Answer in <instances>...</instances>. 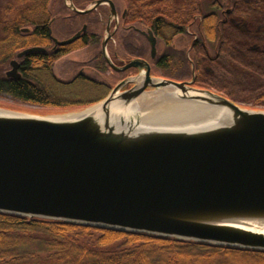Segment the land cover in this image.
Masks as SVG:
<instances>
[{"label": "water", "instance_id": "water-1", "mask_svg": "<svg viewBox=\"0 0 264 264\" xmlns=\"http://www.w3.org/2000/svg\"><path fill=\"white\" fill-rule=\"evenodd\" d=\"M70 1L79 13L108 3L117 16L113 0H96L85 9ZM86 28L56 42H72ZM146 34L154 57L157 36L152 29ZM44 49L29 47L17 56ZM107 60L118 71L134 67L139 73L81 111L40 115L0 107V212L264 250V232L237 225L241 219H264V111L195 86V75L156 76L143 57L122 66ZM12 66L7 74L19 77L16 59ZM151 88L177 89L184 103L203 106L202 111L189 115L187 109L180 115L190 119L156 121L143 130L133 128L138 113L128 120L112 118L115 96L126 107ZM99 103L102 118L82 114ZM205 111L213 112L214 122L189 126L207 118ZM73 113L77 116L64 118Z\"/></svg>", "mask_w": 264, "mask_h": 264}, {"label": "trees", "instance_id": "trees-1", "mask_svg": "<svg viewBox=\"0 0 264 264\" xmlns=\"http://www.w3.org/2000/svg\"><path fill=\"white\" fill-rule=\"evenodd\" d=\"M124 1L128 8L126 21H145L168 48L174 46L178 35L187 33L188 27L197 24L200 38L192 49L196 68L215 69L217 63L231 59L233 77H244L240 72L242 68L248 69L250 76L252 73L264 76V0H230L232 9L230 7L225 20L219 18L216 11L221 7L220 0H211L214 11H209V6L206 8L209 0ZM53 2L55 0H9L0 3V94L60 108L85 107L105 95L100 93L84 99L61 91L59 98H52L44 88L29 81L30 77L12 79L5 74L10 59L19 50L46 41L45 36L34 32L46 30ZM230 19L243 24L244 32L241 33L240 28L235 30V25L230 26ZM30 24L37 25L36 30L24 33L22 27ZM215 42H219V53L211 57L208 45ZM81 44L87 42L79 37L72 42V47ZM166 51L155 62L158 69L174 68L172 54ZM40 59L39 55L30 54L26 65ZM98 64L99 69L104 68V62ZM0 264H264V250L0 212Z\"/></svg>", "mask_w": 264, "mask_h": 264}, {"label": "rangeland", "instance_id": "rangeland-1", "mask_svg": "<svg viewBox=\"0 0 264 264\" xmlns=\"http://www.w3.org/2000/svg\"><path fill=\"white\" fill-rule=\"evenodd\" d=\"M13 1V0H12ZM66 0H55L50 7L52 8L51 13L54 16H58L60 21L63 22L65 15H68V13L71 15L70 17L73 18V20H68L69 24H60L59 28L55 27L54 32L61 35V32H72L76 31V29L81 28V26L84 24L86 20L90 18V14H74L75 12L71 8L70 5L65 4ZM116 3H118V6L121 9L127 8V4L124 0H115ZM228 0H220V8L216 9L212 5V1L209 0L210 3L206 6L210 7L209 11L215 10L218 12V17L222 18L223 20L226 19L228 15V11L230 10V7L232 9L233 2L229 0V2H226ZM6 3L9 2V0H0V3ZM75 2V6L79 8H85L86 6L91 5L89 0H73ZM102 10L105 9L104 6L101 7ZM68 17V16H67ZM228 19V17H227ZM66 22V21H65ZM63 22V23H65ZM126 24H132V22L125 21ZM67 23V22H66ZM92 25V24H91ZM134 25H137L140 28L147 29L150 27L148 23L145 21L143 23L134 22ZM229 25H235V30H238L240 28L241 33L244 32L243 30V24L240 23H233V21L230 19ZM64 26V28H62ZM93 28L88 29L90 32L91 30L97 31L101 37H105L107 31L104 28L98 29L95 25H92ZM113 29V28H111ZM190 31L194 32L192 33H186V34H180L178 35L174 40V46L173 47H167L166 43L163 41L162 37L159 36L158 41V50L159 52H169L172 54V57L174 59V65L173 69L171 68H161L158 69L157 67L153 68V73L157 76H168L169 78H173L176 80H190L195 75L196 81L195 86L203 87L211 89L217 93L229 96L230 98L236 100L238 103H240L243 107H246L248 109L252 110H260L264 111V76L261 78L260 76L256 75V73H252V76L249 74L251 73L248 69L242 68L241 74H243L244 77L235 75V77L232 76L231 71H234L233 67H231V59L227 62H221L217 63V65L214 67H209L205 70L203 68H196L194 67L195 71H193V68L191 66V60H193V52L191 49H193V44L196 41V39L200 38V32L198 31L197 24L191 27L189 29ZM137 32V31H136ZM195 36V38H194ZM104 39V38H103ZM235 39V37H234ZM118 43L125 40L129 41V47L127 48L129 50V53H124L131 56L135 55H141L146 54L150 55V45L149 42L144 38L142 35H140L139 32L131 34H126L124 29H122L119 33V36L117 37ZM228 40H231V34H228ZM117 43V44H118ZM210 43H207V45ZM231 42H229V45ZM219 42H215L214 44L208 45L209 54L211 57H214L216 54L219 53ZM102 48V47H99ZM113 49H117L116 47L108 46V55L111 57V59L116 60L113 55ZM97 45H93L90 47H87V45H79L77 47L73 48V51L66 57H62L59 62L56 64L55 71L64 76L69 77L75 70H78L80 66L79 64H86L85 61L92 60V64L96 63V54L98 53ZM126 49V50H127ZM102 50V49H101ZM103 53V51H101ZM104 56V53H103ZM95 57V59H93ZM120 58H118L119 60ZM108 66L109 63L105 59L104 60ZM182 61V62H181ZM117 62V60H116ZM178 62V63H177ZM180 64V65H179ZM235 64H240V62H235ZM205 68V67H204ZM105 70V69H104ZM89 71V69H88ZM106 72V71H105ZM248 73V74H247ZM104 75L99 76L101 79H105L107 77V81L111 83V85H115L119 82V80L123 77V75L119 74L116 75L113 73L110 69L108 72L103 73ZM130 75V72L128 74ZM124 75V76H126ZM106 80V79H105ZM145 95H142L139 100V102L143 101L145 102L148 110L150 113H153L155 116L152 119L154 122H165L166 119H160V117H168L172 114H175L179 111L178 105L184 103L183 99H176L172 96L171 93H174V89H166V88H157V89H149ZM60 91H63L62 89ZM63 92L71 93L74 97L78 98H86L91 99L92 96H95L97 94L102 93V90H97L96 88H89V85H87L86 82L81 81L77 83L76 85L66 89ZM110 92V89L107 93ZM136 100V101H137ZM142 103V102H141ZM0 107L5 109H12L16 111L21 112H28V113H34V114H40V115H59V114H66V113H72V112H78L85 108H60L52 104H44V103H37V102H31V101H23L20 99H17L15 97H12L11 95L6 94H0ZM144 107V106H143ZM165 120V121H164Z\"/></svg>", "mask_w": 264, "mask_h": 264}, {"label": "flooded vegetation", "instance_id": "flooded-vegetation-1", "mask_svg": "<svg viewBox=\"0 0 264 264\" xmlns=\"http://www.w3.org/2000/svg\"><path fill=\"white\" fill-rule=\"evenodd\" d=\"M65 4L70 5L67 2V0L65 1ZM102 6L105 7L104 10L101 9ZM50 10H52L51 7H50ZM116 10H117V16L112 17L110 5H105L102 3L98 5L95 9L87 13V14L91 13L90 18L86 20L84 24L81 26V29H82L84 25H87V28L85 29V31L82 32L81 37H80V39H83L87 42V44L85 45H87V47L97 45L98 53L96 54V57H98V59H96L97 61L95 64L94 63L92 64L91 59L88 61H85L86 64H82V65L79 64L78 66H80V68H78V70H75L73 74H71V76L69 77H64L55 71L56 64L59 62V60L62 57L68 56L73 51V47H72L73 41L66 43V44H60L56 42V39H59V40L68 39L69 37L74 35L77 31H79L80 28L76 29V31H72L69 33L61 32V35L57 34L56 32H54L55 27L59 28V25L61 23L64 25L69 24L68 20H73V18L70 17L71 15L68 13V15H65L66 17H64V20H63V22L66 21L67 23L66 22L63 23L60 21L58 16H54L51 13L50 17L47 20V26H46L45 31L38 30V32H34L37 27V25L35 24L25 25L22 27V31L24 33L28 34L30 32H34V34L40 35L41 37L45 36L46 41H43V42L41 41L40 43L28 45L26 47H23L21 50H19L16 53V56L10 59L8 68L5 71L6 76L12 79H23L26 77H30L29 81L33 82L35 85H39L40 87L44 88V90L48 94H51L52 98H59L58 95L59 93H61L60 91L61 89L65 91L66 89L81 82V79H83V81H85L87 85H89V88H96L97 90L100 89L102 90V94L106 95L109 89H111V83L107 81L108 80L107 77H105L106 79L105 80V79L99 78V76L104 75L103 73H106L109 70V66L104 61L105 56H103V53L101 52L103 51L104 40L108 38L107 35L110 34L108 38L109 41L106 44L107 50H108V46H111V47L114 46L117 48V49L112 48L113 55L116 60H118V58L123 57L124 51L129 52V50L127 49L129 47V41L125 40L123 44V41L118 43V40H117V37L119 36V33L122 29H124L126 34H131L133 33V31H135V33L139 32L140 35H142L148 41L147 39L148 35H146V32L143 31L144 30L143 28H140L134 25L133 23L125 25L126 14H127V12L125 13V9H121L119 6H116ZM74 12H75L74 14H77L76 11ZM91 24L95 25L98 29H102V30L104 28L106 29L108 25L110 26V29L111 28L113 29H111V32L109 34L106 33L105 37L102 36V40H101V37L97 31L91 30L92 32H90L88 30V29L93 28ZM62 28H64V26ZM33 46H41V47H44L45 49L44 50H32V51H29L23 54L21 57L17 56L20 51H23L24 49H27ZM99 47H102V48H99ZM149 50H150V55H146L143 53L141 54V56L145 57L150 62L152 61L154 64L155 62L160 60L161 55L164 53V52H159L158 50L157 54L154 57H152L151 49ZM30 54H37L39 55L41 59L40 61L36 63L30 61L29 66H27L26 63H27V60ZM14 59H16L19 63V66L17 67L18 73L20 74L19 77L12 76V75L10 76L7 74L8 71H10L13 68L12 61ZM93 59H95V57ZM116 60H113V61H116ZM100 62L101 63L104 62L103 69L105 70L99 69L98 63ZM113 73H115L116 75H119V72H113ZM63 97L66 98V96H63Z\"/></svg>", "mask_w": 264, "mask_h": 264}, {"label": "bare ground", "instance_id": "bare-ground-1", "mask_svg": "<svg viewBox=\"0 0 264 264\" xmlns=\"http://www.w3.org/2000/svg\"><path fill=\"white\" fill-rule=\"evenodd\" d=\"M106 53H108L107 49H106ZM174 91H176L177 93H175V92L172 93V96L176 99H180L181 94H180L179 90L174 89ZM191 92L194 93L193 91H191ZM141 102L142 103L140 104L139 100H137V101L135 100L129 106L125 107L122 104V102L120 101V99L117 96H115L113 101L111 102V105H110L112 118H116L117 120H121V119H125V120L127 119L128 120L129 118L133 117L134 114L138 113V115H136L134 117V119H137L139 121L138 124L133 123V128L135 130H143V129H147L151 126H155L156 124H152V123H154V121L152 119L154 118L155 115L153 113L149 112L144 100ZM177 107L180 110L179 111L180 113L178 112L179 113L178 116L176 113V117H173L174 114H172L171 116H168V117L162 116V117H160V119H166V120H170V121H181V120L190 119V118H192L191 116H189L188 118H184L187 116L180 115V114H182V113L188 114V112H187V109H188L189 115H190V111L201 112L202 108H203V106L194 105V104H191L188 102H186L184 104L183 103L179 104ZM204 110H207V109H204ZM0 111H4V110L0 109ZM224 111H226V109L223 111H219L218 112L219 116H221V114L224 113ZM89 112L96 115L99 118H102L104 116V112L102 109V103H99V104L87 109L82 114L89 113ZM206 112L209 113L208 114L209 116H207V118H205V119L200 118V119H196V120H191L190 122H188L189 126H194V125L195 126L196 125L207 126V125H209V123L214 122L213 112L212 111H205L204 113H206ZM74 116H77V115H75V113H73V114L66 115L64 118H69V117H74ZM237 225L239 227H243L246 229L264 232V219H245V220L241 219L240 223H238Z\"/></svg>", "mask_w": 264, "mask_h": 264}]
</instances>
